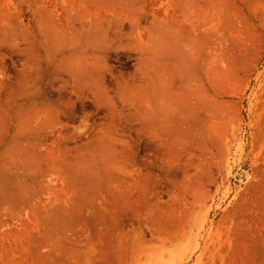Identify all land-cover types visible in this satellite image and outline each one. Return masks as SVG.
I'll use <instances>...</instances> for the list:
<instances>
[{
  "label": "rangeland",
  "instance_id": "374dc122",
  "mask_svg": "<svg viewBox=\"0 0 264 264\" xmlns=\"http://www.w3.org/2000/svg\"><path fill=\"white\" fill-rule=\"evenodd\" d=\"M0 264H264V0H0Z\"/></svg>",
  "mask_w": 264,
  "mask_h": 264
},
{
  "label": "water",
  "instance_id": "95a60500",
  "mask_svg": "<svg viewBox=\"0 0 264 264\" xmlns=\"http://www.w3.org/2000/svg\"><path fill=\"white\" fill-rule=\"evenodd\" d=\"M245 177V173L244 172H240L239 175H238V178L239 179H242Z\"/></svg>",
  "mask_w": 264,
  "mask_h": 264
}]
</instances>
